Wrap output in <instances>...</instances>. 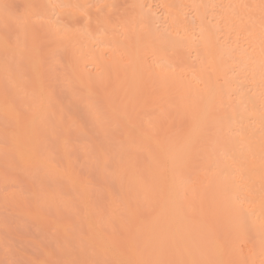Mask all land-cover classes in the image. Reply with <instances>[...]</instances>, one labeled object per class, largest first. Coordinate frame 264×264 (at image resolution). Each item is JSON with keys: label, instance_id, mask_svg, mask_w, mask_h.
Returning <instances> with one entry per match:
<instances>
[{"label": "bare ground", "instance_id": "bare-ground-1", "mask_svg": "<svg viewBox=\"0 0 264 264\" xmlns=\"http://www.w3.org/2000/svg\"><path fill=\"white\" fill-rule=\"evenodd\" d=\"M260 3L0 0L6 155L29 179L63 187L31 198L40 223V208L74 214L73 224L51 221L63 248L76 246L73 262L264 264ZM54 54L109 147L97 160L120 193L107 191L104 209L74 166L69 133L82 124L57 100Z\"/></svg>", "mask_w": 264, "mask_h": 264}, {"label": "rangeland", "instance_id": "rangeland-1", "mask_svg": "<svg viewBox=\"0 0 264 264\" xmlns=\"http://www.w3.org/2000/svg\"><path fill=\"white\" fill-rule=\"evenodd\" d=\"M16 9L13 5L8 11L14 13ZM6 31L13 34L11 24ZM57 55L54 54V58L48 59L55 95L64 110L74 115L82 124L81 132L69 133L74 166L80 177L87 181L92 202L96 207L104 209L107 191L120 193L112 173L113 168H101L97 160L99 150L109 147L95 129L91 128L87 116L75 105L63 87L62 77L65 72L61 70L60 54ZM2 126L0 120V264H38L41 260H45V264H78L72 261L76 246L70 252L66 251L51 227L54 219L73 224L74 214L64 209L40 208L44 220L40 223L35 219L37 209L31 198L32 189L55 187L63 193V187L49 180L40 182L37 176L29 179L28 175L17 171L12 158L6 155ZM52 144L54 142L49 141V145L53 146ZM117 149L112 145L111 150Z\"/></svg>", "mask_w": 264, "mask_h": 264}, {"label": "snow or ice", "instance_id": "snow-or-ice-1", "mask_svg": "<svg viewBox=\"0 0 264 264\" xmlns=\"http://www.w3.org/2000/svg\"><path fill=\"white\" fill-rule=\"evenodd\" d=\"M245 7H248L247 5H245ZM260 9V13H261V18L262 20H264V0H261L260 5L258 6ZM5 8H9L8 5H5ZM62 38H67V39H71L70 36H66V37H62ZM150 264H173V262H169V261H156V262H150Z\"/></svg>", "mask_w": 264, "mask_h": 264}]
</instances>
